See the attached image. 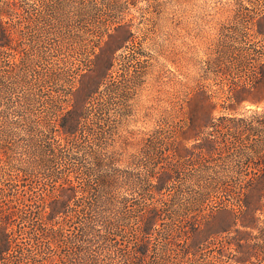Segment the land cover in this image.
Listing matches in <instances>:
<instances>
[{
	"label": "rangeland",
	"instance_id": "374dc122",
	"mask_svg": "<svg viewBox=\"0 0 264 264\" xmlns=\"http://www.w3.org/2000/svg\"><path fill=\"white\" fill-rule=\"evenodd\" d=\"M65 114L75 136L62 133ZM97 131L110 170L131 176L132 190L115 192L135 203L133 248L135 214L166 199L176 209L202 196L188 214L227 224L224 244L206 243L192 262L182 237L163 240L167 219L144 264L235 263L237 238L256 251L245 264H264V187L252 227L223 213L244 204L247 180L264 184V0H0V201L28 191L38 209L53 183L91 179L86 146ZM207 140L219 148L197 147ZM164 169L172 178L158 191ZM214 177L228 190L211 192ZM12 223L20 233L25 221Z\"/></svg>",
	"mask_w": 264,
	"mask_h": 264
},
{
	"label": "trees",
	"instance_id": "16d2710c",
	"mask_svg": "<svg viewBox=\"0 0 264 264\" xmlns=\"http://www.w3.org/2000/svg\"><path fill=\"white\" fill-rule=\"evenodd\" d=\"M5 39L9 40V36L5 35ZM66 115L62 117V133L75 136L74 127L67 125L73 123L74 126L76 118L73 114L68 116L70 118ZM100 134L99 131L91 133L86 146V154L92 163L91 168H88V171H93L88 173L91 179L81 185L69 177H65L58 185L53 183L46 195L42 196V204L38 209H34L27 201L28 191L15 192L9 199L4 196V200L0 201V264H16L18 253V264H30L38 258L42 264H144L150 249L149 235L158 232L162 238L164 227L160 226L167 219L171 221V229L163 240L167 244L172 243L176 236L182 237L185 240L182 253L189 261L196 262L197 254L206 243L219 239L224 244L222 234L227 229L224 221L217 222L216 216L211 214H188L192 209L191 203L194 202L195 206L202 197L196 196L189 197L192 201L188 203H179L176 209H171L166 199L163 205H154L135 214L140 222V240L133 248L128 220L134 217L135 203L129 191L121 195L115 192L117 186L132 190L131 176L126 169L110 170L112 158L103 152ZM197 147L213 153L219 145L207 140ZM171 178L170 170L164 169L157 177L158 191ZM260 184L257 177L247 180L242 186L244 204L234 203L232 209H223L227 217L232 216V223L237 222L236 215L240 214L243 222L246 221L243 225L253 226L257 194L264 187V184L261 187ZM208 188L215 193L227 191L229 181L222 177L210 178ZM1 191L7 193V190ZM71 203L74 205L70 206ZM69 208L72 212L70 215L67 214ZM18 215L25 221L24 225L19 226L20 233H17V227L12 223ZM57 218L60 221H56ZM61 220L62 223L66 222V226L69 225L67 231ZM236 245L240 257L235 259V263L221 264H245L256 255L254 247L243 243L242 238H237ZM212 261L209 259L200 264H214ZM157 264L164 262L159 259Z\"/></svg>",
	"mask_w": 264,
	"mask_h": 264
}]
</instances>
